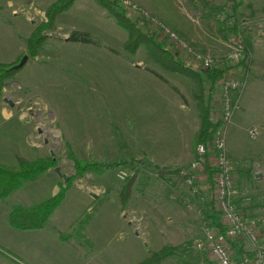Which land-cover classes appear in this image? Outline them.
I'll return each instance as SVG.
<instances>
[{
	"label": "rangeland",
	"instance_id": "obj_1",
	"mask_svg": "<svg viewBox=\"0 0 264 264\" xmlns=\"http://www.w3.org/2000/svg\"><path fill=\"white\" fill-rule=\"evenodd\" d=\"M54 1L0 0V63L22 60L29 35L46 21L45 12ZM130 1L183 33L186 40L188 36H212L213 43L222 49L218 56L187 41L218 60L227 53L233 30L223 28L217 15L225 13L246 22L241 33L250 58L239 75H247V84L233 121L212 137L223 140L232 163L234 203L242 214L259 221L264 246V0H238L237 7L234 0ZM125 9L140 30L153 33L183 64L201 72L137 12ZM73 32L88 34L92 43L68 41ZM46 34L38 55L27 58L0 91V163L17 167L18 158L33 161L53 157L57 166L0 202V250L8 255L7 259L0 257V264H137L164 246L180 249L159 264H215L207 251L194 248L212 202L210 169L200 177L199 194H193L184 182L178 183L190 201L186 202L187 212L181 213L183 219L191 220L187 224H166L174 220L166 206L152 212L143 202L144 192L151 189L165 193L168 201L171 186L178 181L175 176L162 180L155 167L140 158L172 143L192 144L199 123L192 95L195 82L163 69L143 47L134 56L124 52L127 33L93 0H75ZM149 71L161 76L166 85ZM147 94L161 95L171 104L178 98L188 108L176 110L174 105L153 114L144 112L140 106L148 104L143 100ZM219 101L216 86L214 121ZM252 129L257 132L254 138L250 136ZM69 151L77 161L89 164L142 160L144 165L125 163L77 175ZM120 172L128 178L121 181ZM137 172L133 196L124 207L118 195ZM61 190L64 199L44 231L19 232L8 226L6 217L14 206L37 205ZM132 199L134 207L128 206ZM138 224L141 230H136ZM167 225H172V230ZM240 249L233 250L235 257L241 255Z\"/></svg>",
	"mask_w": 264,
	"mask_h": 264
},
{
	"label": "trees",
	"instance_id": "obj_2",
	"mask_svg": "<svg viewBox=\"0 0 264 264\" xmlns=\"http://www.w3.org/2000/svg\"><path fill=\"white\" fill-rule=\"evenodd\" d=\"M101 8L105 9L107 13L112 16L118 27L127 33V38L123 43V51L131 56L136 55L139 48L143 47L153 61L159 64L163 69L173 73L184 75L195 82V90L193 93L194 99L197 101L199 109L200 127L195 137L194 145L204 144L206 145L212 140V136L220 126V123L215 122L212 119V100L213 94L216 90L217 83L223 78L226 70H209L206 72H197L182 63L181 60L173 53V51L166 46H162L155 39V35L150 32H143L137 26V20H132L129 16V12L126 11L120 0H93ZM234 7L238 0H234ZM75 3V0H55L52 5L45 12V22L36 26L26 41V54L28 59L36 57L41 50L43 44L47 40V31H51L54 28L56 18L69 10ZM237 7V6H236ZM68 41L92 43L88 34L81 32H73L67 38ZM247 60L240 63L242 67H246ZM20 63L17 62L10 64L0 63V91L5 86L7 80L12 79L20 69L17 67ZM151 72L157 78L164 79L157 73ZM166 83V82H165ZM70 160L73 162L74 170L77 175H83L85 173H99L107 171L111 168H119L125 163H138L144 165L141 160H129L118 161L108 164H89L81 161H77L73 152L69 151ZM57 166V160L53 157L39 158L33 161L26 160L24 158L17 159V167H9L0 163V202L6 200L12 194L22 188V186L37 179L39 176L47 173ZM158 177L162 180L171 179L167 175L175 176L178 183H183L184 179L179 176V169L169 171L166 173L165 169L155 167ZM209 169V168H208ZM166 173V174H165ZM211 179L213 177L212 172ZM138 178V172L132 176V178L122 187L118 197L122 206L126 207L131 199L132 192L135 186V181ZM64 199V192L61 190L54 197L47 199L37 205L30 207L14 206L8 213L7 223L11 228L20 232L38 231L42 230L48 223L51 215L60 206ZM205 219L214 226L222 229L220 226V216L214 212L212 202L208 204V211ZM233 250H237L240 247L236 244H232ZM180 246L171 247L164 246L157 251L149 254L146 258L139 261L137 264H159L164 259L170 257L179 250ZM241 250V249H240ZM0 255L7 257V253L0 250Z\"/></svg>",
	"mask_w": 264,
	"mask_h": 264
},
{
	"label": "built area",
	"instance_id": "obj_3",
	"mask_svg": "<svg viewBox=\"0 0 264 264\" xmlns=\"http://www.w3.org/2000/svg\"><path fill=\"white\" fill-rule=\"evenodd\" d=\"M122 5L137 12L151 28L169 40L176 52L189 58L201 72L226 70L223 78L216 85L220 109L215 122L220 123V126L214 134L218 136L222 131L221 127L233 121L239 108L240 96L247 84V75L244 73L239 75L243 68L240 63L250 58L248 57L250 52L241 33L243 30L241 27L246 25V22L225 13L217 15L223 28L233 30L227 53L222 60H218L210 54L198 51L175 30L141 9L137 4L130 0H122ZM256 133V129H252L250 136L254 138ZM208 168L213 174L212 207L214 212L220 216L222 229L207 221L201 237L194 242V248L198 251H207L215 264H264V246L261 243L259 221L242 214L234 203L232 163L220 137L214 139L212 137L206 145H196L193 161L180 168L179 176L184 179V183L193 194H199L197 184L202 173L207 172ZM127 178V174L120 172L121 181ZM142 228L141 224L140 226L138 224L136 230ZM232 244L242 247L241 255L235 257Z\"/></svg>",
	"mask_w": 264,
	"mask_h": 264
},
{
	"label": "crops",
	"instance_id": "obj_4",
	"mask_svg": "<svg viewBox=\"0 0 264 264\" xmlns=\"http://www.w3.org/2000/svg\"><path fill=\"white\" fill-rule=\"evenodd\" d=\"M154 16H156V15H154ZM239 20H241V19H239ZM166 24L169 25V23H167V22H166ZM171 28L174 29L173 27H171ZM176 32L179 33L178 31H176ZM179 34L182 37L184 36L183 33L182 34L179 33ZM187 40L191 44L195 45L196 48H199V49L204 50L206 52L209 51L214 56H218L219 53L222 51L220 46L214 44L216 41L214 42V39H213L212 36H210L209 39H208V37H206V38L201 37L199 39H195V38H192V37L188 36ZM213 46L215 48H213ZM122 48H123V46H122ZM257 64H258V62H257ZM131 66L132 67L133 66L136 67V69H139L141 72H145V71H143V69H141L138 66H135V65H132V64H131ZM171 73H173V72H171ZM175 74H177V73H175ZM152 76H153L154 79L155 78L159 79L153 74H152ZM164 84L166 85L165 82H164ZM145 97L143 98V100H147L148 104L146 106L145 105L140 106V109H142L144 112H147L146 110H148L150 113L153 114L156 110L162 111V110L173 109L174 105H175L176 110L185 111L188 108V104L185 101L180 103L178 98H177V101L175 102V104H174V102L171 104V102H169V103L164 102V100L162 99L161 95L147 94V96H145ZM168 97H172V96L168 95ZM193 98H194V96H193ZM196 105H197V101H196ZM197 110H198V112L195 113V116L199 117L198 105H197ZM199 127H200V119H199L198 127H196L194 129L193 141H192V144L190 143V146L187 147V144H186L185 141H184V144H183L184 146H182V142L181 141L178 144L177 143H172L170 145V147L162 148V149L158 148L155 153L150 155V157H148V155H145V156H142V158H140V159H144L151 166H154V167H157V168H160V169H165L167 172L172 171V170H176V169H179V168H182V167H185V166L189 165L194 159V147H193V145H194V141H195V137L197 135V132L199 131ZM168 177L171 178V175H168ZM171 187H173V188L170 190L171 192L169 193V200L168 201L166 200L167 196L165 195V193H164V195H162L163 193L161 191H158L157 189H154V190L151 189V190L145 191L144 192L145 193L144 194L145 197H144L143 202L146 203V206H147L146 209H148V210H150L152 212H159V210L162 211L161 205H164V206L167 207V209H168L167 212L169 211V215H171L174 218V220L170 219V221L168 223H166V224H187L191 220L189 221V220L183 219L182 215H181V213L184 210L187 212V210L185 209L186 202L187 203L190 202L189 200L187 201L188 196L183 194V191H185V189L183 188V186L181 184H178V181H177L176 184H173ZM168 192H169V188H168ZM176 200H177V202H176ZM134 202H135V200L132 199L128 206H131L130 204H132L131 207H134L135 206ZM7 216H8V214H7ZM6 221H7V217H6ZM8 226H9V224H8ZM46 227H47V225L42 230H38V231L39 232L40 231H44V229H46ZM165 227H167L170 230H172L173 226L172 225H167ZM14 231H16V230H14ZM0 257L7 259L6 257L1 256V255H0Z\"/></svg>",
	"mask_w": 264,
	"mask_h": 264
},
{
	"label": "water",
	"instance_id": "obj_5",
	"mask_svg": "<svg viewBox=\"0 0 264 264\" xmlns=\"http://www.w3.org/2000/svg\"><path fill=\"white\" fill-rule=\"evenodd\" d=\"M26 61H27V57L24 56L17 67L19 68V67L23 66L26 63ZM57 174L59 175L58 172H57ZM64 180L66 181L67 178L64 177Z\"/></svg>",
	"mask_w": 264,
	"mask_h": 264
}]
</instances>
